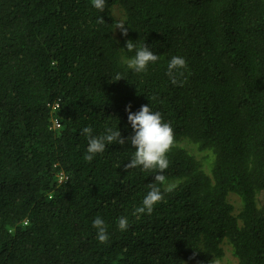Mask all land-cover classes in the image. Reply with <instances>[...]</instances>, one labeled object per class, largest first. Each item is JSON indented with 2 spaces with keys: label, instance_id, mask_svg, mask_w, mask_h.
Here are the masks:
<instances>
[{
  "label": "trees",
  "instance_id": "1",
  "mask_svg": "<svg viewBox=\"0 0 264 264\" xmlns=\"http://www.w3.org/2000/svg\"><path fill=\"white\" fill-rule=\"evenodd\" d=\"M128 40L159 57L145 73L127 67ZM172 56L186 60L183 87L166 74ZM128 105L161 113L176 139L163 174L178 186L139 219L157 173L124 171L130 144L83 158L84 127L132 134ZM226 253L264 264V0H105L102 12L90 0H0V264H214Z\"/></svg>",
  "mask_w": 264,
  "mask_h": 264
},
{
  "label": "clouds",
  "instance_id": "2",
  "mask_svg": "<svg viewBox=\"0 0 264 264\" xmlns=\"http://www.w3.org/2000/svg\"><path fill=\"white\" fill-rule=\"evenodd\" d=\"M90 5L98 11H103L105 0H90ZM98 23H103L101 17ZM115 28L120 29L122 35L127 36L128 28L121 21L115 23ZM128 52L135 51V55L126 60L127 67L137 74L145 73L150 64H155L159 57L154 54L146 45L137 48L131 40L126 42ZM187 70V63L183 57L172 56L167 64V75L174 86L183 87L186 82L184 74ZM117 74L115 81L121 80ZM128 123L131 126L132 134L123 137L121 132L114 126L105 125L103 133L93 135L92 127H84L81 135L87 139L88 147L84 160L91 162L98 154H103L106 146L112 144H130L135 150L131 159L124 165V171L140 168L146 172L157 173L154 176V183L148 185V191L143 197L139 206L133 209L132 215L137 219L144 215H151L155 206L164 201L165 195L171 193L178 186L177 183L169 182L163 174L168 168L170 161L168 154L176 144L175 134L170 123L163 120L161 113L153 112L149 105H142L136 113L131 112V105L125 109ZM118 229L126 231L129 227V220L126 216L118 218ZM92 227L96 230L97 240L100 244L109 242L108 226L105 221L97 216L92 222Z\"/></svg>",
  "mask_w": 264,
  "mask_h": 264
},
{
  "label": "rangeland",
  "instance_id": "3",
  "mask_svg": "<svg viewBox=\"0 0 264 264\" xmlns=\"http://www.w3.org/2000/svg\"><path fill=\"white\" fill-rule=\"evenodd\" d=\"M214 264H236L234 259L229 253H226L220 262H215Z\"/></svg>",
  "mask_w": 264,
  "mask_h": 264
},
{
  "label": "built area",
  "instance_id": "4",
  "mask_svg": "<svg viewBox=\"0 0 264 264\" xmlns=\"http://www.w3.org/2000/svg\"><path fill=\"white\" fill-rule=\"evenodd\" d=\"M55 127L57 128L58 127V125H57V123L55 122Z\"/></svg>",
  "mask_w": 264,
  "mask_h": 264
}]
</instances>
